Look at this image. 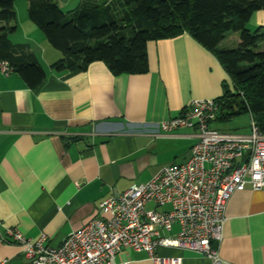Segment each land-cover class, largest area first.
<instances>
[{"label":"crops","instance_id":"1","mask_svg":"<svg viewBox=\"0 0 264 264\" xmlns=\"http://www.w3.org/2000/svg\"><path fill=\"white\" fill-rule=\"evenodd\" d=\"M81 1L54 0L64 12ZM14 8L16 43L19 37L30 46L46 79L31 90L16 73L0 71V264H28L5 237L7 229L28 239L44 234L49 246L58 247L72 232L102 218L99 204L112 191L123 193L165 166L186 162L197 131L164 134L160 123L178 117L192 100L218 99L223 85L231 86L217 58L188 34L148 42L145 74L116 75L103 62L58 73L52 65L61 54L29 20L27 0H17ZM247 28L264 29V10L252 15ZM230 40L237 46V35H230L221 48L232 49ZM225 218L222 240L213 245L219 264H264V191L235 193ZM178 232L175 225L161 235ZM156 256L213 264L177 248L160 247ZM115 263L152 261L147 253L126 248Z\"/></svg>","mask_w":264,"mask_h":264},{"label":"built area","instance_id":"2","mask_svg":"<svg viewBox=\"0 0 264 264\" xmlns=\"http://www.w3.org/2000/svg\"><path fill=\"white\" fill-rule=\"evenodd\" d=\"M0 71L7 76L11 69L2 62ZM218 110L214 99L192 100L178 117L160 123L164 134L197 131L187 161L165 166L123 193L112 191L99 204L102 218L72 232L60 246H49L44 234L28 239L16 229H7L5 237L28 264H116V255L126 248L147 253L152 264H183L157 257L160 247L193 251L219 264L213 245L222 240L231 197L246 189L264 191V133L251 118L249 134L215 130L211 125ZM149 204L154 208L148 209ZM175 225L176 235H161Z\"/></svg>","mask_w":264,"mask_h":264},{"label":"trees","instance_id":"3","mask_svg":"<svg viewBox=\"0 0 264 264\" xmlns=\"http://www.w3.org/2000/svg\"><path fill=\"white\" fill-rule=\"evenodd\" d=\"M16 1L0 0V63L34 90L46 74L28 44L10 39L17 32ZM27 3L29 20L61 54L52 65L58 73L103 62L116 75L145 74L148 42L190 35L217 58L231 81L215 99V122L246 114L264 133V29L247 28L252 15L264 10V0H82L68 12L54 0ZM232 34L237 46L221 48Z\"/></svg>","mask_w":264,"mask_h":264},{"label":"rangeland","instance_id":"4","mask_svg":"<svg viewBox=\"0 0 264 264\" xmlns=\"http://www.w3.org/2000/svg\"><path fill=\"white\" fill-rule=\"evenodd\" d=\"M248 30L251 31V32H254L255 29H248ZM42 35H43V33H42ZM44 38H45V36H44ZM10 39H11L12 42L16 43V40H17L16 36L12 35V36H10ZM18 40H19L18 42H21V43L23 42V39H20L19 37H18ZM226 43H227V45L231 44L232 48L235 47V45H232L233 44L232 40H230V41H228ZM249 123H250V119H249L248 115L243 114V115L234 117L233 120H231V121L227 122L225 125L219 126L217 128L221 132L241 134L243 132H248Z\"/></svg>","mask_w":264,"mask_h":264}]
</instances>
